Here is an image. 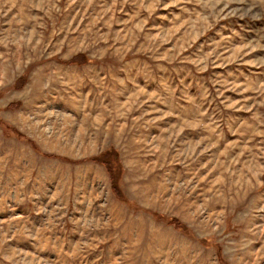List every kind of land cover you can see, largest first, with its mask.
Listing matches in <instances>:
<instances>
[{"label":"rangeland","instance_id":"rangeland-1","mask_svg":"<svg viewBox=\"0 0 264 264\" xmlns=\"http://www.w3.org/2000/svg\"><path fill=\"white\" fill-rule=\"evenodd\" d=\"M0 264H264V0H0Z\"/></svg>","mask_w":264,"mask_h":264},{"label":"trees","instance_id":"trees-1","mask_svg":"<svg viewBox=\"0 0 264 264\" xmlns=\"http://www.w3.org/2000/svg\"><path fill=\"white\" fill-rule=\"evenodd\" d=\"M78 55H80L81 57L83 56V54H78ZM90 61V58H87V60H85L83 57L82 58H79V57H72L70 60H68L67 62H70V63H74V64H77V65H79V64H82V63H87V62H89ZM112 149H114V148H108V149H106V150H104L103 152H101V153H99V154H97V155H95V156H92V157H90L89 159H91V160H93V161H96V162H98V163H102V164H104V167L107 169V171L111 174L112 172V165L113 164H115V163H117L116 161H115V158H114V156H113V154H112ZM105 152H107L106 154H103V153H105ZM115 183V182H114ZM114 189V191L116 190V187H114L113 188ZM113 189H112V192H113V194L114 195H117V197H118V194L116 193V192H114L113 191ZM121 202H125V203H127L128 205H130L131 204V201L129 200V199H127L124 195H123V197H121V199H119ZM161 218L166 222V223H169L170 225H172L174 228H176V229H178V230H181V231H183L184 230V228H183V224L182 223H177V220H175V219H173V218H171V217H166L165 215L164 216H161ZM204 242V243H207L208 244V242H207V240L206 239H202L201 240V242ZM212 244V243H214L212 240H209V244Z\"/></svg>","mask_w":264,"mask_h":264}]
</instances>
